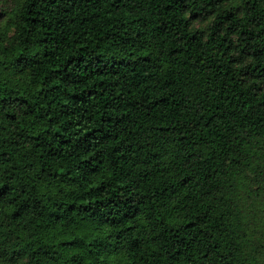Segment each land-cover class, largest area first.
Here are the masks:
<instances>
[{"label": "trees", "instance_id": "obj_1", "mask_svg": "<svg viewBox=\"0 0 264 264\" xmlns=\"http://www.w3.org/2000/svg\"><path fill=\"white\" fill-rule=\"evenodd\" d=\"M0 13V264H264V0Z\"/></svg>", "mask_w": 264, "mask_h": 264}, {"label": "snow or ice", "instance_id": "obj_2", "mask_svg": "<svg viewBox=\"0 0 264 264\" xmlns=\"http://www.w3.org/2000/svg\"><path fill=\"white\" fill-rule=\"evenodd\" d=\"M0 15H2V13H0Z\"/></svg>", "mask_w": 264, "mask_h": 264}]
</instances>
